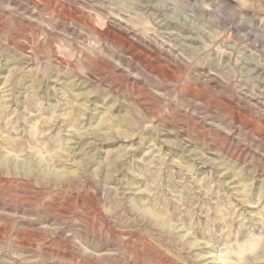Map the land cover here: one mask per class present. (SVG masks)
<instances>
[{
    "label": "rangeland",
    "instance_id": "obj_1",
    "mask_svg": "<svg viewBox=\"0 0 264 264\" xmlns=\"http://www.w3.org/2000/svg\"><path fill=\"white\" fill-rule=\"evenodd\" d=\"M3 159L0 264H264V0H0Z\"/></svg>",
    "mask_w": 264,
    "mask_h": 264
},
{
    "label": "bare ground",
    "instance_id": "obj_2",
    "mask_svg": "<svg viewBox=\"0 0 264 264\" xmlns=\"http://www.w3.org/2000/svg\"><path fill=\"white\" fill-rule=\"evenodd\" d=\"M31 164V163H30ZM30 166L31 165H29L28 163H19V164H14V165H10L9 163H8V161L6 160V159H3L2 161H0V168H9L10 169V167H12L11 169H13V168H17V169H21L23 172H25V174L24 175H26V176H32V175H34L33 174V172H31L32 170L30 169ZM32 168V167H31ZM8 169V170H9ZM41 170V169H40ZM11 171V170H10ZM20 172V171H19ZM22 172V173H23ZM35 172V171H34ZM12 173V172H11ZM37 173V172H36ZM40 173V172H39ZM49 173V172H48ZM45 174V172H42V173H40V179H43L44 181L43 182H50L52 179L51 178H53V176L51 177V175L50 174ZM21 174V173H20ZM53 174V173H52ZM19 175V174H18ZM25 176V177H26ZM36 177V176H35ZM33 178V177H32ZM61 178V177H60ZM39 179V180H40ZM57 179V178H56ZM154 216V218H158V217H156L155 215H153Z\"/></svg>",
    "mask_w": 264,
    "mask_h": 264
}]
</instances>
